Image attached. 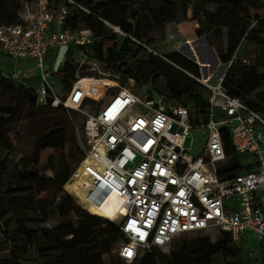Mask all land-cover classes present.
<instances>
[{"label":"built area","instance_id":"2783aa9c","mask_svg":"<svg viewBox=\"0 0 264 264\" xmlns=\"http://www.w3.org/2000/svg\"><path fill=\"white\" fill-rule=\"evenodd\" d=\"M70 5L82 9L74 0L58 7L54 0H26L16 24L0 25L3 56L33 59L42 72L36 91L39 106H46L52 93L45 67L48 51L59 46L68 53L72 46L87 48L94 41L90 30L67 27ZM114 31L121 33L119 28ZM240 60L250 65L248 59ZM223 79L216 84L203 81L209 109L206 121L198 125H193L191 102L141 96L126 87L87 119L85 155L69 180H81L80 193L65 192L87 212L111 195L123 198L116 209L124 238L117 255L127 264L198 232L227 233L235 243H254L259 252L251 247L250 264H264V111L230 95ZM202 128L209 133L207 144L193 157L184 143L191 130ZM226 130L235 153L247 157L243 165L249 169L244 172L225 171Z\"/></svg>","mask_w":264,"mask_h":264},{"label":"trees","instance_id":"16d2710c","mask_svg":"<svg viewBox=\"0 0 264 264\" xmlns=\"http://www.w3.org/2000/svg\"><path fill=\"white\" fill-rule=\"evenodd\" d=\"M24 1L26 0H22ZM74 1L88 9V12L80 14V9L70 5L67 27L78 31L79 24L84 23L86 29L92 32L94 41L87 48L70 47L68 57H72L77 52L90 60L99 61L104 65L102 70L105 74L122 81L133 80L134 74L139 72L160 75L166 80L169 92L158 95H164L172 101L184 104L191 102L192 120L203 123L207 119L209 109L208 99L204 94L209 90L187 74L189 72L200 77V66L177 52L169 53L165 57L154 56L140 44L148 31L147 19L155 27L164 28L167 24L179 23L180 6L184 20H187V9L194 6L193 18L199 25L195 31L196 36L206 37L208 45L217 50L222 63H230L246 41L261 47V61L257 59L256 65H246L242 63L240 57L232 62L224 75L223 86L230 95L242 99L252 108L264 111V98L250 99V96L264 84V74L259 73V68H264V15L255 14L262 0ZM4 2L5 0H0V25L16 24L21 7L10 9ZM206 2L216 6V11L208 10L205 6ZM121 5L129 7L123 18L117 15L118 7ZM107 23L119 28L121 33L114 30L109 33ZM224 30L228 31L226 47L223 43ZM211 35L216 36L220 43L214 42ZM129 61H133L130 70L124 69L122 66L127 65ZM234 70H237L235 76L232 75ZM75 74L73 65L66 61L57 76L61 79L62 85L66 86L67 83L75 81ZM7 85L8 80L0 78V90L8 89ZM11 92L16 95L18 103L28 104L31 110L49 107L53 100L48 99L46 106H39L36 90L23 84L19 87L12 86ZM0 113L6 114V111ZM11 124L10 119L0 117V147L8 151V155L0 161V234H3L8 242L10 252L9 258L0 259V264H25L30 260L32 252L38 259H45L52 248L62 254L53 261V264H66L64 256L67 253L85 250L90 245H93L91 252L97 253L93 258L95 260L98 258L102 262V257L112 253L118 241H121V244L124 242L119 226L110 222L117 214L118 203L114 199H107L102 205H98L109 221L84 210L80 216L79 226L74 227L70 221V213L75 214L73 199L65 196L59 204V212L68 221L67 224L53 230L28 228L29 222L13 210L14 199L6 194L5 180L11 173V166L17 163L18 168L22 166L15 176L19 185L41 184L45 188L64 186L70 180L73 169L68 161L62 158L59 163L60 169L57 170L55 160L57 155H63L71 146L68 144L64 129L50 132L40 139L36 147L35 159L30 162L16 150L12 141ZM223 137L229 159L225 171L238 173L248 170L249 168L243 165L247 157L235 153L227 130L223 132ZM13 154H15L14 161ZM81 155L84 157V153ZM33 166L37 171L31 170ZM48 172L54 173V176L49 177ZM45 180L48 181L47 184ZM13 225L15 228L12 230ZM102 227L105 228L102 235L99 239H95L94 229ZM234 243L229 234L222 233L217 245H213L210 239L206 238L198 244H179L169 255H161L159 249H152L131 264H216L219 256L224 260L222 264H250L252 259L243 257L241 250L237 249ZM101 262L99 264H102Z\"/></svg>","mask_w":264,"mask_h":264},{"label":"rangeland","instance_id":"374dc122","mask_svg":"<svg viewBox=\"0 0 264 264\" xmlns=\"http://www.w3.org/2000/svg\"><path fill=\"white\" fill-rule=\"evenodd\" d=\"M64 0H54V6L58 7L63 4ZM5 5L10 9H20L22 6V0H5ZM205 6L208 10L216 11L217 7L206 2ZM180 9L179 23H170L161 27H155L149 19L146 20L147 34L140 42L141 45L146 47L149 53L158 57H165L167 54L177 52L180 55L186 57L190 61H196L200 66V77L194 76L187 72L197 83L203 85V79L210 83L216 84L217 81L223 77L227 71V64L221 61L217 62L216 56H218L217 50L214 47H210L207 43L206 37L196 36V29L199 28L197 21L194 20V6H190L187 9V20L183 19V11ZM129 10L126 5L118 7L117 15L119 18H123L124 14ZM82 12H88V9H80ZM257 16L264 15V0L259 10L255 13ZM80 29H86L84 23L79 24ZM108 32L111 33L114 30V25L107 23ZM228 31H223V43L224 47L227 46ZM212 39L216 43L218 42L216 36L211 35ZM54 50H51V56H53ZM240 58H246L250 61V65H256L257 59L261 61V47L255 43L244 42L239 51ZM197 60H195V58ZM51 58V57H50ZM15 61V60H14ZM3 56L0 52V70L6 73L12 72L15 65L18 62H14ZM66 61L73 65L76 74L75 81L67 83L63 86L55 76H50L49 81L52 86H60V92L58 94L51 93L49 99L52 100L51 106L44 108H38L31 110L28 104H20L17 102L16 95L11 92V87H19L22 85L18 80L9 75L0 74V78L8 80V89L0 90V111H6V114L0 113V117L10 119L12 141L18 152H21L30 162H33L36 155V147L40 139L45 135L53 131L65 130L67 134L68 144L71 146L65 153L56 156V169H60V160L65 158L69 165L72 167L74 173L79 162L82 160L81 153L85 155L86 148V135L85 124L89 116L97 113L105 101L114 93H116L120 87H126L132 90L137 95L149 96L157 95L159 93L168 94V88L166 80L160 75H153L149 72H139L134 74L133 80L122 81L116 78H112L105 74L102 70L103 64L99 61L90 60L85 55L75 53L72 57H68ZM65 61V62H66ZM16 63V64H15ZM133 61H129L127 65L122 66L124 69L130 70ZM194 63V62H193ZM45 67L50 71L53 69L52 63L45 61ZM202 69V70H201ZM186 73V72H185ZM203 73V74H202ZM206 73V76H205ZM259 73L264 74V68H259ZM40 70L35 68V73H30V78L27 81L30 86L38 88L40 86ZM209 74V75H208ZM237 74V70L232 73L233 76ZM204 75V76H203ZM210 77L208 80V76ZM14 81L13 83L10 81ZM138 80L140 82H138ZM206 99H209V92L204 94ZM258 98H264V84L261 88L255 91L250 99L256 100ZM193 125H198L197 121H193ZM207 129H193L190 132L189 137L186 139L184 146L193 157H199L206 147L208 140ZM8 155V151L0 147V161ZM13 161L15 154L12 155ZM19 162V161H18ZM18 164V163H17ZM17 164L11 166V173L6 177L5 187L6 194L14 199V211L19 213L20 217L26 219L29 222L28 228L35 230L48 229L53 230L60 226H64L68 223L59 212V204L61 199L65 196H69L73 199V207L75 214L70 213V221L74 227L79 226L81 213L84 211L78 204L77 199L65 192V188L71 193H80V185L77 180L68 181L64 186H54L51 188H45L44 185H19L16 180L17 170H21L22 166L17 167ZM31 170L37 171V168L33 166ZM49 177H53L54 173L48 172ZM72 176V175H71ZM47 184L48 181L45 180ZM116 199L118 206L123 203V199L116 195L109 196L108 200ZM68 210V209H66ZM94 216L108 220L105 214L98 206L90 207L88 212ZM119 212H117L113 221H110L114 225L118 226L116 221L119 218ZM109 221V220H108ZM14 225L11 227L13 230ZM105 229L96 228L93 231V237L99 239L102 235V231ZM221 235L215 236L211 232H198L184 235L176 239L172 246L166 250H160L161 255H169L172 250L179 244L189 243L198 244L204 241L206 238L210 239L213 245H217L220 241ZM69 239V238H68ZM46 247H50L48 244H44ZM121 245V241H118L114 246V251L110 254L102 257V262L92 253L93 245H90L87 249L74 250L67 253L64 256L66 264H127L121 260L117 255V250ZM237 249H240L242 256L245 258H251L254 251L257 250V245L254 243H234ZM252 247V248H251ZM10 256L9 244L6 241L3 234H0V259H7ZM62 256L57 250L53 248L49 250L48 256L45 259H38L37 255L30 253V260L25 264H53V261ZM223 258L219 256L216 264H222ZM136 264V263H135Z\"/></svg>","mask_w":264,"mask_h":264},{"label":"crops","instance_id":"0c3cea01","mask_svg":"<svg viewBox=\"0 0 264 264\" xmlns=\"http://www.w3.org/2000/svg\"><path fill=\"white\" fill-rule=\"evenodd\" d=\"M199 39H203V38H199ZM51 50H54L53 56H51ZM194 58H195V60H197L196 57H194ZM216 58H217V62L220 61L218 56H216ZM66 59H67V51H66V48H64V47L56 46V47L51 48L48 51V54L45 58V61H48L50 64L52 63V65H53V69L51 71H50V68L48 67V71H49L51 76H55V77L57 76V73L62 69ZM14 62H18V63L17 64L15 63L16 65H15L14 70H12V72L6 73V72H3L2 70H0V74L9 75V76L13 77L14 79L18 80L23 85H25L27 87H31L37 91L41 87V84H42V72L37 67V62L33 59H19V60H15ZM35 68L40 70V73H41L40 74L41 75V78H40L41 84L38 88L30 86V84H28V82H27L30 78L29 74L33 73V72L35 73ZM205 76H206V73H205ZM56 78L60 81V79L58 77H56ZM209 78L210 77L208 76V80H209ZM203 81L210 83L209 81H205L204 79H203ZM211 84H213V83H211ZM57 85H59V84H57ZM57 85H54V86L51 85L52 93L55 95L60 92V86H57Z\"/></svg>","mask_w":264,"mask_h":264},{"label":"bare ground","instance_id":"6f19581e","mask_svg":"<svg viewBox=\"0 0 264 264\" xmlns=\"http://www.w3.org/2000/svg\"><path fill=\"white\" fill-rule=\"evenodd\" d=\"M76 180L79 182V184L81 183V180H79V179H77V178H76ZM122 199H123V198H122ZM106 200H107V199H106ZM106 200H105L104 202H106ZM114 200L117 202L116 199H114ZM124 211H125V210H123V212H124ZM123 212H122V213H123Z\"/></svg>","mask_w":264,"mask_h":264},{"label":"snow or ice","instance_id":"6c2138e0","mask_svg":"<svg viewBox=\"0 0 264 264\" xmlns=\"http://www.w3.org/2000/svg\"><path fill=\"white\" fill-rule=\"evenodd\" d=\"M181 195H183V193H181ZM143 235V234H142ZM127 254L130 256L131 255V252L126 250Z\"/></svg>","mask_w":264,"mask_h":264},{"label":"water","instance_id":"95a60500","mask_svg":"<svg viewBox=\"0 0 264 264\" xmlns=\"http://www.w3.org/2000/svg\"><path fill=\"white\" fill-rule=\"evenodd\" d=\"M194 62H196V61H194Z\"/></svg>","mask_w":264,"mask_h":264}]
</instances>
